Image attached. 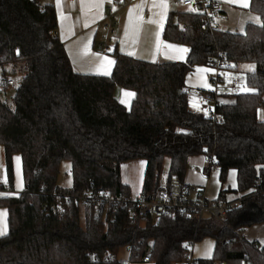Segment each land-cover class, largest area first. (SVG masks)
<instances>
[{
    "label": "trees",
    "instance_id": "trees-1",
    "mask_svg": "<svg viewBox=\"0 0 264 264\" xmlns=\"http://www.w3.org/2000/svg\"><path fill=\"white\" fill-rule=\"evenodd\" d=\"M250 9L260 23L250 21L242 32L219 29L214 34L198 31L201 15L173 11L163 36L190 47L185 61L155 63L115 51L112 73L94 75L74 70L57 35L52 5L0 0V71L12 65L13 75L20 63L24 74L13 105L0 100L7 180L13 186L18 154L24 181L19 196L0 198L9 224L8 233L0 236V264H120L100 257L132 244L140 253L152 244L153 264H174L184 256L183 243L194 237L215 240L212 257L198 259L200 264H264V245L258 249L238 237L237 230L249 223L240 219L241 208L227 215L231 227L213 218L198 223L186 212L147 216L144 225H137L133 205L114 220L73 201H64L59 214L43 209L67 193L130 195L121 180V165L127 161H146L142 192L149 193L167 160L169 173L184 180L189 157L205 155L221 181L236 170L237 192L257 187V221L264 222V190L257 184L264 181V120L258 116L264 102V0H251ZM217 49L236 66L255 64L246 73V84L256 91L222 95L228 98L218 107L223 122L214 126L189 108L185 78L196 64H209ZM117 86L134 91L130 106L116 98ZM63 160L71 162L70 187L58 182Z\"/></svg>",
    "mask_w": 264,
    "mask_h": 264
},
{
    "label": "crops",
    "instance_id": "crops-1",
    "mask_svg": "<svg viewBox=\"0 0 264 264\" xmlns=\"http://www.w3.org/2000/svg\"><path fill=\"white\" fill-rule=\"evenodd\" d=\"M219 1H221V9L216 18L218 25L224 27L222 30L241 32L248 22L256 23L260 20L259 15L250 9L251 0H245L246 6L241 0ZM39 3L44 6L52 5L55 8L58 19L57 35L69 55L74 70L79 73L110 75L116 64V58L113 55L115 51L155 63L185 61L190 51L188 45L166 40L163 36L169 15L173 11H178L176 0H39ZM162 3L163 7L160 6ZM138 5L140 7H137ZM109 7L116 11V42L111 45V50L106 51L100 48L99 43L106 34L104 19ZM130 10L131 19L129 18ZM168 45L179 46L187 49V51L180 53L175 48L167 47ZM241 65L245 68L252 66L249 72L255 69L254 63L244 62L237 66V70ZM8 66L5 67V73L11 75ZM197 69L204 70L207 68L203 66L193 68L186 75L185 86L189 97V108L193 111L202 112L200 109L202 92L210 86L208 85L209 73L208 71L197 72ZM126 93H133L134 95L129 96ZM224 94H220L221 100H228L227 97L222 96ZM115 96L121 103L130 106L135 93L130 89L117 86ZM194 104L197 106L194 107ZM259 118L264 120V118ZM200 157L207 160L205 155L191 156L188 159V164ZM18 166H20L23 179L20 155L15 157V168ZM201 168V172L195 169L201 177L185 179L184 176V180L203 186V176L206 171L210 173L211 170L207 167ZM145 169L146 161L143 159L127 161L121 165L122 183L130 187L132 195H137V192L142 191ZM2 175L3 171L0 169V181L6 184L4 188L0 189V198L19 196L24 190V183L21 191L16 190L9 185L7 178H2ZM236 189L229 186L227 190H224L221 186L218 197L212 199H236L244 196L253 188L244 192H237ZM221 191L223 192L222 195ZM229 192L234 194H229ZM258 218L259 208L255 204L253 196L247 199L241 207L240 219L249 223L240 228H244V236L248 241L251 239V241L264 245V222L257 221ZM0 228L4 233L2 235L9 231L8 210L3 206H0ZM209 238L212 239L214 248L215 240L212 237ZM196 258L200 259L199 257Z\"/></svg>",
    "mask_w": 264,
    "mask_h": 264
},
{
    "label": "built area",
    "instance_id": "built-area-1",
    "mask_svg": "<svg viewBox=\"0 0 264 264\" xmlns=\"http://www.w3.org/2000/svg\"><path fill=\"white\" fill-rule=\"evenodd\" d=\"M176 3L183 11L201 15L202 21L197 25L199 32L214 34L220 29L216 16L221 9V1L176 0ZM41 6L44 8V5ZM104 20L106 34L102 37L99 46L109 51L111 50V45L116 42L117 19L116 11L112 7H109V11ZM208 65L213 67L216 72L210 74V87L202 92V113L210 119L214 126H217V124L223 122V116L218 110L221 101L218 86L220 81L225 78L223 72L237 70V66L233 61L227 59L226 54L219 49L210 57ZM243 78L246 81V74ZM241 83L240 78L233 77L229 85L233 89H237ZM15 85L16 80L12 75H8L5 72L0 73V91ZM261 105H264V102ZM209 163L210 169L215 166L212 159L209 160ZM196 170L201 172L202 168L198 166ZM257 184L258 186H263L264 190V181L262 179H259ZM5 185V183L0 181V189L4 188ZM257 192L258 189L255 187L244 196L236 199H211L204 185L190 183L182 180L176 174H170L169 171L162 170L155 187L149 193H143L141 191L137 195H114L107 191L93 192L86 190L79 194L67 193L63 197H59L57 201L46 203L43 209L52 214H59L64 210V201H73L83 208L90 204L94 207L96 216L102 219L110 218L114 220L122 208L127 205H133L138 215L137 225H144V218L147 216L158 219L163 216H173L179 212H186L194 215L198 223L207 218H213L231 227V225L226 223L229 212L241 208L243 203L250 197L255 196ZM237 233L241 241L250 243L258 249L262 247L258 242H250L245 238L244 228H239ZM196 242V237L185 241L183 243L184 256L174 264H200L199 260L194 256ZM125 248L129 251L126 260L118 257L123 248L119 252H105L100 259L104 261H116L120 262V264H153L152 244L146 246L143 253L137 251V244H132ZM93 259L97 260L98 256L93 255Z\"/></svg>",
    "mask_w": 264,
    "mask_h": 264
},
{
    "label": "rangeland",
    "instance_id": "rangeland-1",
    "mask_svg": "<svg viewBox=\"0 0 264 264\" xmlns=\"http://www.w3.org/2000/svg\"><path fill=\"white\" fill-rule=\"evenodd\" d=\"M177 10H182L179 6H177ZM261 20H259L256 23H260ZM221 29H223L224 27L222 25L219 26ZM242 32V31H241ZM196 66H203L207 69H210L211 71H208V75L210 76V74L216 72V70L211 67L208 64H196L194 66V68ZM252 66H247L246 68L243 67L242 65L239 67L238 70H233V71H227V72H223V75H225L224 80L220 81L219 86H218V93L220 94H231V93H242V92H255L256 89L253 87H250L246 84L245 79L243 78V76L249 72V70L251 69ZM15 68V73L12 75L14 77V79L16 80V85L15 86H10L5 88L4 90L0 91V100L6 102L9 105H13V96L15 93V88L16 86L20 83V81L22 80L24 74L21 72V64L17 63L16 66H14ZM12 69V65L8 66V70ZM1 73V72H0ZM223 77V76H222ZM233 77H238L241 79L242 83L240 85L245 86L247 89H250L251 91H241L240 89V85L238 86L237 89H233L232 87H230V80ZM209 79V77H208ZM208 80V85L209 84ZM210 87V86H208ZM207 87V88H208ZM200 109L202 110V106L200 107ZM258 116L261 118H264V105H261L258 109ZM18 154L14 155L13 157V166H14V182H13V187L16 190L21 191L23 189V179H22V173L20 171V166H18L17 168H15V157ZM200 165L201 167H207L210 168V163L208 160L203 159L202 157L196 159V161H193L191 164L187 165L186 171H185V179H188L189 177H201L200 174H198L195 169L196 167ZM0 169L1 171H3V177L2 178H7L6 175V170H5V160H4V149L2 147V145L0 144ZM163 170L168 171V160L166 161ZM210 173H206L204 174V179H202V184L207 188V192H208V196L209 198H216L219 195V189L222 186L224 188V190H227L228 187L230 186L232 189H236L237 188V176H236V170L235 169H231L228 171L227 175H226V179L225 181H221L220 180V172L218 170L217 167L213 166L210 169ZM58 182L61 186L64 187H70L73 183V179L71 176V162L69 160H63L61 165H60V173H59V177H58ZM139 193V192H137ZM229 194H234V193H230ZM230 196V195H228ZM208 215V214H206ZM250 242L251 239H249ZM262 244V243H261ZM213 245H212V239L209 237H206L200 241H197L194 247V255L195 257H199L200 259H209L212 257L213 255V251H212ZM129 255V251L127 248H123L121 250V252L119 253L118 257L120 259H124L126 260L128 258Z\"/></svg>",
    "mask_w": 264,
    "mask_h": 264
},
{
    "label": "snow or ice",
    "instance_id": "snow-or-ice-1",
    "mask_svg": "<svg viewBox=\"0 0 264 264\" xmlns=\"http://www.w3.org/2000/svg\"><path fill=\"white\" fill-rule=\"evenodd\" d=\"M241 2L242 3H244V6H246V2H245V0H241ZM155 6V5H154ZM161 7H163V3L160 5ZM137 7H140L139 5L137 6ZM129 18L131 19V10H130V12H129ZM159 34L157 33V36H158ZM167 47H169V48H175V49H177V51L178 52H180V53H183V52H186L187 51V49H183V48H181V47H179V46H173V45H168ZM109 63H111V61H109ZM200 71H211L210 69H204V70H201V69H197V72H200ZM240 87V89H241V91H251L250 89H247L245 86H243V85H240L239 86ZM126 95H129V96H131V95H134L133 93H126ZM194 107H196L197 105H193ZM18 159V158H17ZM2 234H4L3 233V230H2V228H0V235H2Z\"/></svg>",
    "mask_w": 264,
    "mask_h": 264
},
{
    "label": "water",
    "instance_id": "water-1",
    "mask_svg": "<svg viewBox=\"0 0 264 264\" xmlns=\"http://www.w3.org/2000/svg\"><path fill=\"white\" fill-rule=\"evenodd\" d=\"M209 49H211V47H210V46L207 48V50H209Z\"/></svg>",
    "mask_w": 264,
    "mask_h": 264
}]
</instances>
